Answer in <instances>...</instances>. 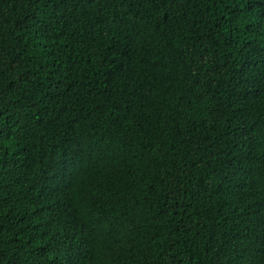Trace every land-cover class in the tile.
<instances>
[{"label": "trees", "instance_id": "16d2710c", "mask_svg": "<svg viewBox=\"0 0 264 264\" xmlns=\"http://www.w3.org/2000/svg\"><path fill=\"white\" fill-rule=\"evenodd\" d=\"M0 264H264V0H0Z\"/></svg>", "mask_w": 264, "mask_h": 264}]
</instances>
